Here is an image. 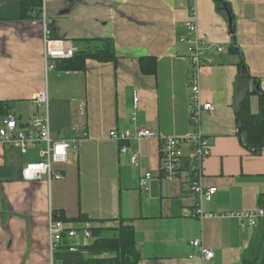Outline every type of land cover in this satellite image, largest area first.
Wrapping results in <instances>:
<instances>
[{
  "label": "crops",
  "instance_id": "crops-1",
  "mask_svg": "<svg viewBox=\"0 0 264 264\" xmlns=\"http://www.w3.org/2000/svg\"><path fill=\"white\" fill-rule=\"evenodd\" d=\"M223 1L227 10L216 0H47L53 37L78 48L88 43L76 41L98 39L91 45H100L106 40L116 55L115 60L88 58L83 70L60 66L47 72L41 14L24 16L25 0H0V101L11 102L8 114L25 124L41 113L34 97L46 89L53 134L79 140L69 160L54 165L64 177L50 181L22 176L27 162L39 160L43 145L25 154L0 146V264H52L51 209L61 210L70 228L89 221L101 237L115 236L120 222L128 221L141 251L138 264H243L254 237L263 234L261 224L245 227L233 217L192 216L187 175L168 178L161 170V137H186L192 128L184 34L193 9L199 35L225 47L213 52V62L199 73L200 98L214 105L202 117L211 144L204 182L218 187L203 209L259 207L264 148L255 155L243 145L235 111L251 91L252 112L259 111L253 91L264 90V0ZM142 57H151L145 70ZM136 127L157 136L121 142L109 135ZM122 144L128 152H120ZM147 171L153 177L144 191L140 179ZM195 238L213 250L211 259L191 244ZM66 240L75 247L89 242L81 232Z\"/></svg>",
  "mask_w": 264,
  "mask_h": 264
},
{
  "label": "built area",
  "instance_id": "built-area-1",
  "mask_svg": "<svg viewBox=\"0 0 264 264\" xmlns=\"http://www.w3.org/2000/svg\"><path fill=\"white\" fill-rule=\"evenodd\" d=\"M46 1L42 0L41 22L43 25L44 52L43 60L46 71L56 69L60 60L72 58L78 47L65 38H55L51 32L52 19L46 13ZM190 18L185 22L186 31L184 41L187 43L190 70L188 74L189 101L191 131L186 137L162 136L161 137V170L168 178H177L182 173L187 175L188 192L193 197L194 203L190 209L191 215L200 218L210 217H233L241 226L256 227L264 218V208L257 207L254 210L240 212L214 213L206 212L203 203L210 200L218 191L216 185H206L204 182V163L211 155V144L202 127V117L205 112L214 110L212 102H203L200 98V76L199 73L205 65L214 60L213 52L223 53L225 47L220 43H210L198 33L195 11L190 13ZM138 94L134 95L137 105ZM34 102L38 107L44 108L40 114H34L29 122L23 124L21 119L13 114H6L1 118L0 146L13 147L22 154L30 148L44 146L40 152L39 160L29 161L22 168V176L26 180L40 178L62 179L63 173L55 168V164L66 163L69 160V151L79 146L78 138L56 137L51 129L49 115V94L46 89L37 92ZM110 137L117 141H128L131 139L141 140L153 138L157 133L149 128L136 127L126 130L113 129ZM188 147V152L185 151ZM129 148L126 144L120 147L121 153H126ZM133 165L138 164V154L131 155ZM153 177L150 171L144 172L140 179L141 188L148 190L149 180ZM81 232L85 238L93 239L92 224L86 221L79 228H70L66 222L59 218L56 210L51 209L49 214L50 250L52 253V264H61L54 260V252L61 242L68 237H75ZM191 244L200 251L204 259L214 256L213 250L206 247L199 238L191 241ZM72 250L76 247L72 246Z\"/></svg>",
  "mask_w": 264,
  "mask_h": 264
},
{
  "label": "trees",
  "instance_id": "trees-1",
  "mask_svg": "<svg viewBox=\"0 0 264 264\" xmlns=\"http://www.w3.org/2000/svg\"><path fill=\"white\" fill-rule=\"evenodd\" d=\"M216 2L217 6L222 9L225 1L216 0ZM40 5V0H25L24 16L29 18L40 17ZM35 11L36 13H34ZM231 30L234 34L232 26ZM96 40L98 39L76 41L77 44L86 42L88 47L78 48L72 58L58 61L56 68L62 66L66 70H83L85 61L88 58L115 60L116 55L113 45L106 40L104 43L101 42L100 45H91ZM236 47L233 44L231 49L233 50ZM146 60H151V57L140 59L143 70H145V65L148 62ZM242 66H244V62H242ZM246 75L250 77L249 74L246 73ZM254 80L256 79L254 78ZM251 92H247L241 99L235 114L239 139L245 147L257 155L264 148V90L255 89L253 91L259 98V111L257 113H253L251 109ZM10 109L11 102L0 101L1 116L8 114ZM259 206L264 208V192L259 195ZM56 213L60 219L66 220L61 210H56ZM79 219L87 220L88 218L82 216ZM259 224H261L263 234L254 237L244 254L243 264H264V218L260 220ZM117 230L115 236L101 237L99 234L100 229L92 228V241L77 245L75 250H72V245L64 239L55 250L54 259L61 264H138L141 259V251L137 244L133 225L123 219Z\"/></svg>",
  "mask_w": 264,
  "mask_h": 264
},
{
  "label": "rangeland",
  "instance_id": "rangeland-1",
  "mask_svg": "<svg viewBox=\"0 0 264 264\" xmlns=\"http://www.w3.org/2000/svg\"><path fill=\"white\" fill-rule=\"evenodd\" d=\"M40 110H41V113L44 111V108H40ZM107 235H111V233H106ZM92 240H89V242H91ZM88 242V243H89Z\"/></svg>",
  "mask_w": 264,
  "mask_h": 264
},
{
  "label": "water",
  "instance_id": "water-1",
  "mask_svg": "<svg viewBox=\"0 0 264 264\" xmlns=\"http://www.w3.org/2000/svg\"><path fill=\"white\" fill-rule=\"evenodd\" d=\"M224 7H225V5H224ZM225 9L227 10V8L225 7Z\"/></svg>",
  "mask_w": 264,
  "mask_h": 264
}]
</instances>
